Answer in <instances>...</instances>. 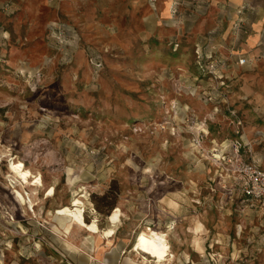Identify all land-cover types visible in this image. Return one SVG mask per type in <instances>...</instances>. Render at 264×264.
Instances as JSON below:
<instances>
[{"label": "rangeland", "instance_id": "rangeland-1", "mask_svg": "<svg viewBox=\"0 0 264 264\" xmlns=\"http://www.w3.org/2000/svg\"><path fill=\"white\" fill-rule=\"evenodd\" d=\"M249 1L0 0V264H132L148 226L164 264H264V206L228 163L239 146L264 169V40L244 39L264 0ZM75 192L100 230L119 207L109 241L57 228Z\"/></svg>", "mask_w": 264, "mask_h": 264}, {"label": "bare ground", "instance_id": "bare-ground-1", "mask_svg": "<svg viewBox=\"0 0 264 264\" xmlns=\"http://www.w3.org/2000/svg\"><path fill=\"white\" fill-rule=\"evenodd\" d=\"M169 7L170 1L167 0L164 3L165 13L169 12ZM253 39H255V37ZM9 170L20 180L21 183H26L33 179L30 181L31 185L39 186L42 182L41 175H32V171L21 160H10ZM53 194L54 187L50 186L46 192V196L49 197ZM16 197H18V201L20 200V202H23V195L19 191H16ZM82 197H84V194L75 192L72 195L69 204L61 205L55 209L54 216L59 225L57 228L65 234H68L74 227L82 229L88 233L86 239L90 241L93 247H95L96 242L94 237H105L108 238L109 241L116 232V224L119 221L120 209L119 207H116L112 213L108 214L107 220L110 223V226L100 230L95 222L96 219H93L91 222L86 221L83 213L84 208L83 201L81 200ZM29 203L32 206L30 200ZM203 229L202 223L199 220H195L193 230L196 233L195 236L197 242L198 234L199 232H202ZM166 235L167 233L165 231L149 226L140 230L135 235L131 250L136 254L138 260L132 261V264H148L149 262H153L154 264L169 263L174 255L171 252Z\"/></svg>", "mask_w": 264, "mask_h": 264}, {"label": "built area", "instance_id": "built-area-1", "mask_svg": "<svg viewBox=\"0 0 264 264\" xmlns=\"http://www.w3.org/2000/svg\"><path fill=\"white\" fill-rule=\"evenodd\" d=\"M238 62L243 63V59H239ZM235 154L228 156V163L240 178L241 192L264 206V169L255 162L239 157V146L235 149Z\"/></svg>", "mask_w": 264, "mask_h": 264}, {"label": "crops", "instance_id": "crops-1", "mask_svg": "<svg viewBox=\"0 0 264 264\" xmlns=\"http://www.w3.org/2000/svg\"><path fill=\"white\" fill-rule=\"evenodd\" d=\"M166 1L167 0H165V2ZM169 1H170V6H171L172 0H169ZM216 1L224 2V3L226 2L228 5L230 4L233 8H237V12L236 13L242 12L243 8H251V7H249L248 5L245 4L247 2H251L249 0H239V1L238 0H216ZM235 3H237V4H235ZM261 14H262V18H263L261 20V24L264 26V11ZM250 26H251L252 31L250 30L249 33L247 35H245L246 38H244V39L246 40V42L248 44H252V43L256 42L258 35H259L258 38H260V40H264V32H263V34H262L261 31H258V33H256V31H254L255 29L252 28V22H251ZM254 37H255V39H253Z\"/></svg>", "mask_w": 264, "mask_h": 264}, {"label": "trees", "instance_id": "trees-1", "mask_svg": "<svg viewBox=\"0 0 264 264\" xmlns=\"http://www.w3.org/2000/svg\"><path fill=\"white\" fill-rule=\"evenodd\" d=\"M103 196H104V195H103ZM103 196H102V197H103ZM113 207H114V205H113V203H112V204L110 205V208H109V209L111 210ZM96 209H97V210H100V208H99V205H98V204H96Z\"/></svg>", "mask_w": 264, "mask_h": 264}]
</instances>
